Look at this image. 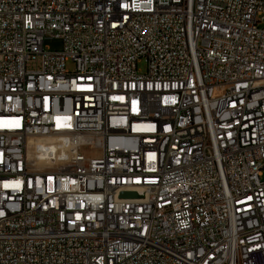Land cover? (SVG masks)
I'll use <instances>...</instances> for the list:
<instances>
[{
  "label": "built area",
  "instance_id": "1",
  "mask_svg": "<svg viewBox=\"0 0 264 264\" xmlns=\"http://www.w3.org/2000/svg\"><path fill=\"white\" fill-rule=\"evenodd\" d=\"M0 264H264V0H0Z\"/></svg>",
  "mask_w": 264,
  "mask_h": 264
},
{
  "label": "bare ground",
  "instance_id": "2",
  "mask_svg": "<svg viewBox=\"0 0 264 264\" xmlns=\"http://www.w3.org/2000/svg\"><path fill=\"white\" fill-rule=\"evenodd\" d=\"M69 144L68 138L62 136L46 142L30 140L28 143L29 159L37 168L52 169L57 165L62 167L61 170H64L65 167L71 165L67 163L72 159V156L69 155ZM58 162L61 164H57Z\"/></svg>",
  "mask_w": 264,
  "mask_h": 264
},
{
  "label": "rangeland",
  "instance_id": "3",
  "mask_svg": "<svg viewBox=\"0 0 264 264\" xmlns=\"http://www.w3.org/2000/svg\"><path fill=\"white\" fill-rule=\"evenodd\" d=\"M45 46L47 48H49L51 51H60V50H62L63 44L58 39H47L46 42H45ZM139 68H140V70H144L145 66L143 64H141L139 66ZM67 69L72 71L74 69V64L72 62H69L67 64ZM71 153H76L78 158H79V160L80 159L83 160V159L87 158L90 155V151H88V149H86L83 146H77L75 149L71 150ZM67 163H70V161L67 162ZM57 164H61V163L58 162ZM76 164H77V161L76 162H71V166L70 167L72 168ZM70 167H65V168H70ZM60 168H62V167L61 166H57V165H55L53 167V169H60Z\"/></svg>",
  "mask_w": 264,
  "mask_h": 264
},
{
  "label": "water",
  "instance_id": "4",
  "mask_svg": "<svg viewBox=\"0 0 264 264\" xmlns=\"http://www.w3.org/2000/svg\"><path fill=\"white\" fill-rule=\"evenodd\" d=\"M137 197V194L135 193H123L121 195V198L123 199H131V198H136Z\"/></svg>",
  "mask_w": 264,
  "mask_h": 264
}]
</instances>
